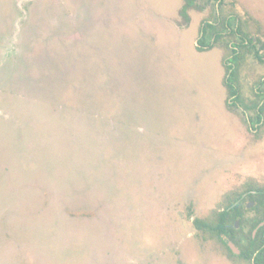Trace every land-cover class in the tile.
I'll return each instance as SVG.
<instances>
[{
    "label": "rangeland",
    "instance_id": "obj_1",
    "mask_svg": "<svg viewBox=\"0 0 264 264\" xmlns=\"http://www.w3.org/2000/svg\"><path fill=\"white\" fill-rule=\"evenodd\" d=\"M194 3L0 0V264H241L193 221L264 187V64L229 107L238 39L196 44L216 13L264 58V0Z\"/></svg>",
    "mask_w": 264,
    "mask_h": 264
},
{
    "label": "flooded vegetation",
    "instance_id": "obj_2",
    "mask_svg": "<svg viewBox=\"0 0 264 264\" xmlns=\"http://www.w3.org/2000/svg\"><path fill=\"white\" fill-rule=\"evenodd\" d=\"M218 3L221 0H215ZM193 5L195 6L194 0H193ZM213 20H206L202 26V28L200 29V35H199V39L197 40V44H196V50L197 47L200 46L202 48V52H206V51H210L212 50L216 43L219 42L220 38L222 36L225 35H231L234 36V38L238 39V42L235 46V44H230V52L231 55L230 57H225L223 59V67L225 69V77H224V86L225 83H230L234 88L235 86L233 85V81L236 78V69L238 68V66L240 67L242 60H243V56H244V52L245 51H252V54L254 56V58L263 63L264 64V58L262 57V55L259 54L258 51L256 50H251L254 49L255 46L254 44L256 43V39L255 37H248L247 34L242 30V27L240 26L239 22L235 21L236 25H235V29L232 30V27L230 26L229 22L231 20L232 17H228V19H225V21H223V23H221V18L219 17L218 14H214L213 15ZM207 26H212L214 27V30H216L217 32L213 33L212 37L209 31V28ZM219 34V39L217 41H215V37H218ZM216 35V36H215ZM241 39L245 40L244 43L245 44H241ZM248 39H252L253 42L249 43ZM200 41L203 44H200ZM209 46H213L211 49H208ZM199 52V51H198ZM229 67L230 69L227 70V67ZM228 72H232L233 73V77L230 80V82H228L227 79V74ZM259 84H263L264 85V77L261 79ZM225 88H227L225 86ZM228 89V88H227ZM236 89V88H235ZM237 94L235 96H230L229 92H227L228 95V99H231V101L229 102V107H236L237 103H239L238 101L240 100V96L238 93V90L236 89ZM259 95V94H258ZM258 97L261 98V102L262 104H264V93H262L261 95H259ZM247 109L248 111L251 109H254L255 111V122H257V125L261 124L263 122V107L260 106V104L256 103L253 104L251 107H246L244 108V110ZM261 111V112H260ZM257 115L261 116L260 121H257ZM247 125L251 127V119L248 121L247 119ZM250 122V123H249ZM258 126L256 127H251L252 129H256ZM243 186V187H242ZM240 188H239V213L242 215L241 218L237 219L235 221V228L238 230L239 229V239H240V247L241 250L245 251V255H248L250 253V250L248 249L249 244L251 243V239H249L248 233H251V237H252V241L255 244H259L261 241V237H263L264 240V233L261 236L259 234V229L264 227V221L259 223V225L256 228H252V225L254 224L255 221H258L261 214H262V210L260 208L257 207V202H256V197L258 196V191H256L258 188H262L264 189V187H259L255 184H246L244 183ZM250 187H254L255 189H249ZM260 191V190H259ZM264 191V190H261ZM251 209V210H250ZM248 211H253L255 213V215L251 218L248 219L246 216V213ZM243 222V223H242ZM240 226L242 227V230L240 229ZM260 236H257V235ZM225 242L227 243L228 247L231 249V251L236 255V257L238 259L241 260V264H264L262 263L263 260H260L259 263H255V258H256V254L254 256H252L250 258V260L245 259L242 256V252L239 248H237L232 242L228 241V239L226 237H224ZM264 244V241H263ZM257 250V249H256ZM255 250V251H256ZM253 251V253L255 252ZM259 252V251H258Z\"/></svg>",
    "mask_w": 264,
    "mask_h": 264
},
{
    "label": "trees",
    "instance_id": "obj_3",
    "mask_svg": "<svg viewBox=\"0 0 264 264\" xmlns=\"http://www.w3.org/2000/svg\"><path fill=\"white\" fill-rule=\"evenodd\" d=\"M186 4L181 9V15L186 17L187 10L193 7V0H185ZM210 31V35L212 37L214 32H217L214 30V27L207 26ZM218 37H215V41L219 39V34H217ZM216 36V35H215ZM245 40L241 39V44L244 43ZM249 43H252V39H248ZM200 44H203L200 41ZM213 46H209L208 49H211ZM197 51L202 52V48L200 46L197 47ZM227 67V66H226ZM230 68L227 67V70ZM227 81L230 82V80L233 77L232 72H228L227 74ZM225 86L228 88V92L230 96H235L237 94L236 89L230 84L225 83ZM261 112V111H260ZM261 116L257 115V121H260ZM249 189H255L254 187H250ZM260 190V191H259ZM264 190L262 188H258L256 191H258V196L256 197L257 207L262 210V214L258 221H255L252 225V228H256L259 223L264 221ZM219 208L213 210L211 213H209L204 219H195L193 221L194 227L197 229V231L202 235V238L205 240H211L221 247L225 248L228 253L231 256L236 257V255L231 251V249L228 247L227 243L225 242L224 237L228 239V241L232 242L237 248L241 250L240 247V239H239V229L237 230L235 228V221L242 217V215L239 213V191L234 190L230 193L225 194V196L222 199L221 204H219ZM243 223V222H242ZM240 229L242 230V227L240 226ZM264 233V227L259 229V234L263 235ZM257 236H260V235ZM261 235V236H262ZM249 239H251V243L249 244L248 249L250 250V253L248 255H245V251L241 250L242 256L245 259L250 260L252 256L256 254L255 263H259L260 260H263L262 263H264V244H263V237H261V241L259 244H255L252 241L251 233H248ZM257 249V250H256ZM256 250V251H255ZM253 251H255L253 253ZM259 251V252H258Z\"/></svg>",
    "mask_w": 264,
    "mask_h": 264
}]
</instances>
